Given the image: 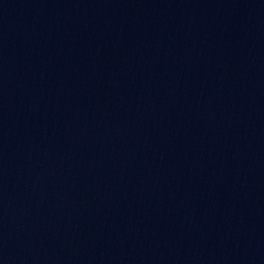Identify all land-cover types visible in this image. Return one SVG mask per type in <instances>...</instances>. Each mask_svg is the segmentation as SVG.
<instances>
[{"label":"water","instance_id":"1","mask_svg":"<svg viewBox=\"0 0 264 264\" xmlns=\"http://www.w3.org/2000/svg\"><path fill=\"white\" fill-rule=\"evenodd\" d=\"M0 264H264V0H0Z\"/></svg>","mask_w":264,"mask_h":264}]
</instances>
